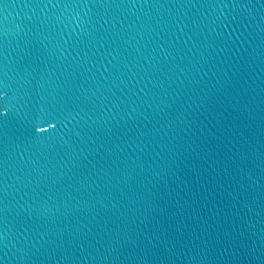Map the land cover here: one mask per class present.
I'll return each instance as SVG.
<instances>
[{
  "label": "water",
  "instance_id": "water-1",
  "mask_svg": "<svg viewBox=\"0 0 264 264\" xmlns=\"http://www.w3.org/2000/svg\"><path fill=\"white\" fill-rule=\"evenodd\" d=\"M0 264H264V0H0Z\"/></svg>",
  "mask_w": 264,
  "mask_h": 264
}]
</instances>
